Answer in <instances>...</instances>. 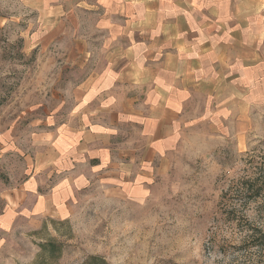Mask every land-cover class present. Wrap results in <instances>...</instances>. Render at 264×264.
<instances>
[{
  "label": "rangeland",
  "instance_id": "obj_1",
  "mask_svg": "<svg viewBox=\"0 0 264 264\" xmlns=\"http://www.w3.org/2000/svg\"><path fill=\"white\" fill-rule=\"evenodd\" d=\"M241 1L248 45H234L228 79L194 100L165 171L140 193L88 188L64 218L0 225V264H264V0ZM35 17L25 0H0V215L36 134L68 121L95 64V26Z\"/></svg>",
  "mask_w": 264,
  "mask_h": 264
},
{
  "label": "crops",
  "instance_id": "obj_2",
  "mask_svg": "<svg viewBox=\"0 0 264 264\" xmlns=\"http://www.w3.org/2000/svg\"><path fill=\"white\" fill-rule=\"evenodd\" d=\"M38 24L95 26L90 74L74 88L68 121L36 134L27 178L6 190L0 225L63 214L101 185L129 194L165 171L190 121L248 45L241 0H25ZM83 35V34H82ZM87 41L93 40L88 34ZM84 38V36H83ZM242 47V46H241ZM29 157V158H28Z\"/></svg>",
  "mask_w": 264,
  "mask_h": 264
},
{
  "label": "trees",
  "instance_id": "obj_3",
  "mask_svg": "<svg viewBox=\"0 0 264 264\" xmlns=\"http://www.w3.org/2000/svg\"><path fill=\"white\" fill-rule=\"evenodd\" d=\"M249 191H251V192H249ZM247 192L249 193V195H251L253 197L259 195V190L255 191V190H253V189L251 190L249 188L247 190ZM42 247H43V249H45L48 246L43 245ZM54 251H55V249L53 248V252ZM103 263H104V260L102 258L98 257V256H96V257H90L89 260L85 262V264H103Z\"/></svg>",
  "mask_w": 264,
  "mask_h": 264
}]
</instances>
